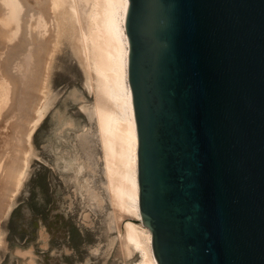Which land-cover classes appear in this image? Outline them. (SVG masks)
Masks as SVG:
<instances>
[{
  "label": "water",
  "instance_id": "95a60500",
  "mask_svg": "<svg viewBox=\"0 0 264 264\" xmlns=\"http://www.w3.org/2000/svg\"><path fill=\"white\" fill-rule=\"evenodd\" d=\"M126 32L158 264H264V0H128Z\"/></svg>",
  "mask_w": 264,
  "mask_h": 264
},
{
  "label": "bare ground",
  "instance_id": "6f19581e",
  "mask_svg": "<svg viewBox=\"0 0 264 264\" xmlns=\"http://www.w3.org/2000/svg\"><path fill=\"white\" fill-rule=\"evenodd\" d=\"M127 10L128 0H0V38L7 47L1 66L6 78L0 79V118L6 110L11 114L16 105L21 108L22 96L18 95L21 79L24 81L29 71L38 69L39 61L33 69L38 54L46 55L41 63L45 70L44 76L39 74L38 96L27 99L39 116L14 127L21 147L20 155H16L21 156L19 167L13 166L16 170L10 167L18 161L10 166L7 162L9 168L0 165V192L3 190L4 194L0 218L9 217L16 194L29 175L35 154L34 133L55 101L48 78L53 58L67 49L82 69L84 87L92 100L78 99L88 124L77 137L76 154L66 152L61 156V168L80 163V173L87 177L81 182L84 204L108 216V230L102 234L108 238L109 252L116 251L119 264H158L152 249V233L144 225L139 210V142L128 79ZM47 99L50 101L41 103ZM110 231L116 235L111 237Z\"/></svg>",
  "mask_w": 264,
  "mask_h": 264
},
{
  "label": "rangeland",
  "instance_id": "374dc122",
  "mask_svg": "<svg viewBox=\"0 0 264 264\" xmlns=\"http://www.w3.org/2000/svg\"><path fill=\"white\" fill-rule=\"evenodd\" d=\"M6 54V42L0 38V79L6 78L1 67ZM13 57L15 59L17 55ZM37 58L33 61V69L39 61L38 69L33 70L35 74L29 71L25 82L21 79L18 87V95L22 96L21 108L16 105L11 114L6 110L0 118L2 168L8 166L7 162L10 166L20 161L21 156H17L21 147L15 138V124L27 123L39 116V111H33L27 100L32 95L38 96L39 74L44 76L45 67L41 63L45 62L46 55L38 54ZM12 72L16 76V71ZM48 78L55 101L34 133L35 154L31 158L29 175L16 194L9 217L0 218V264H119L116 251L109 252L108 238L102 234L108 230V216L84 204L81 182L87 177L80 173V163H73L76 166L70 167L74 168L63 170L60 164L63 153L76 154L77 137L88 124L78 101L79 98L92 100L84 87L82 69L69 51L62 49L53 58ZM49 101L42 100L41 103ZM19 161L10 167L16 170ZM10 182L14 183L13 180ZM12 185L8 186L12 188ZM0 193L1 200L3 190ZM105 207L109 211L107 203ZM109 233L111 237L116 235L115 231ZM100 245L102 248H98Z\"/></svg>",
  "mask_w": 264,
  "mask_h": 264
}]
</instances>
